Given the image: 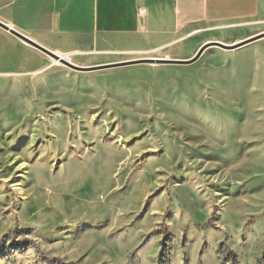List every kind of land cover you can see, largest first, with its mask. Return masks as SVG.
Here are the masks:
<instances>
[{
  "label": "rangeland",
  "instance_id": "1",
  "mask_svg": "<svg viewBox=\"0 0 264 264\" xmlns=\"http://www.w3.org/2000/svg\"><path fill=\"white\" fill-rule=\"evenodd\" d=\"M70 3L0 0L103 67L0 28V264H264V23L101 51Z\"/></svg>",
  "mask_w": 264,
  "mask_h": 264
},
{
  "label": "crops",
  "instance_id": "2",
  "mask_svg": "<svg viewBox=\"0 0 264 264\" xmlns=\"http://www.w3.org/2000/svg\"><path fill=\"white\" fill-rule=\"evenodd\" d=\"M68 15L71 25L83 27L91 49L124 40L137 48L171 47L182 33L263 24L264 0H71Z\"/></svg>",
  "mask_w": 264,
  "mask_h": 264
},
{
  "label": "water",
  "instance_id": "3",
  "mask_svg": "<svg viewBox=\"0 0 264 264\" xmlns=\"http://www.w3.org/2000/svg\"><path fill=\"white\" fill-rule=\"evenodd\" d=\"M0 28L5 30L6 32L14 35L15 37H17L18 39H20L21 41L23 42H26L28 45L38 49L39 51L43 52L44 54L48 55L49 57H52L53 59H58L62 64L68 66L69 68L71 69H74V70H79V71H84V70H91V69H94V68H103V67H78V66H75L63 59H60L58 58V56L54 53V52H51L49 51L48 49L44 48L43 46L39 45L38 43L34 42L33 40H31L30 38L26 37L25 35L19 33L18 31L14 30L13 28H10L9 25L3 23L0 21ZM211 42H207V43H204L203 45H201L198 50L195 52V54L187 59V60H182V61H178V60H171L169 62H173V63H181V64H191L195 61H197L201 56L202 54L204 53V51L211 46ZM154 59H142L140 61H153ZM140 61H129V62H124V63H115V64H111V65H107V66H116V65H130V64H134V63H138ZM156 61L158 62H166L168 61L167 59H157Z\"/></svg>",
  "mask_w": 264,
  "mask_h": 264
},
{
  "label": "bare ground",
  "instance_id": "4",
  "mask_svg": "<svg viewBox=\"0 0 264 264\" xmlns=\"http://www.w3.org/2000/svg\"><path fill=\"white\" fill-rule=\"evenodd\" d=\"M10 27V26H9ZM10 28H12V27H10ZM25 44H27L26 42H24ZM57 56H58V58H60V59H63V60H65V61H67V62H71V60H70V58H68L67 56H63V55H61V54H59V53H56V52H54ZM157 60V59H156ZM54 62L55 63H57V64H60L61 62L57 59H54Z\"/></svg>",
  "mask_w": 264,
  "mask_h": 264
}]
</instances>
